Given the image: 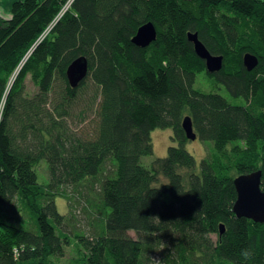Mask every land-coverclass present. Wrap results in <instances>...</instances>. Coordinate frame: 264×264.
I'll list each match as a JSON object with an SVG mask.
<instances>
[{"label": "trees", "instance_id": "trees-1", "mask_svg": "<svg viewBox=\"0 0 264 264\" xmlns=\"http://www.w3.org/2000/svg\"><path fill=\"white\" fill-rule=\"evenodd\" d=\"M147 22L157 38L142 47L133 36ZM189 32L224 55L222 69L208 72ZM246 52L258 57L252 70ZM80 56L88 74L72 87L67 68ZM202 70L228 96L198 90ZM88 79L100 88L96 120L78 132L70 115ZM187 115L214 149L198 169ZM157 128L178 144L148 168L140 159ZM43 160L48 186L35 169ZM256 169L264 186V0H18L0 22V264L64 257L70 221L56 197L100 175V224L78 236L77 264H264V222L233 210L234 178Z\"/></svg>", "mask_w": 264, "mask_h": 264}, {"label": "rangeland", "instance_id": "rangeland-1", "mask_svg": "<svg viewBox=\"0 0 264 264\" xmlns=\"http://www.w3.org/2000/svg\"><path fill=\"white\" fill-rule=\"evenodd\" d=\"M6 2V0H5ZM1 4V3H0ZM0 17H7L2 6L0 5ZM2 18H0V22ZM88 84L81 88L78 93V101L73 104L70 125L71 128L78 131H88L92 129V123L96 120L95 113V100L97 95H100V88L92 81L88 79ZM195 87L203 92H220L228 96V92L223 85L218 84L207 74V71L202 70L197 75ZM39 87L33 82L31 74H28L25 79V95L33 96ZM233 103L245 104L244 100H235L228 97ZM94 99V100H91ZM100 101L97 99V102ZM94 104V106H93ZM173 129L172 128H157L152 131V139L154 144V152L152 155H144L141 157L140 162L146 167H151L154 160L159 157H164L168 153V148L171 145H177L178 142L173 140ZM210 141H202L197 138L196 140L189 139L186 144L187 150L192 153L197 159V169L200 167V161L205 156L211 155L214 152L213 146ZM240 146L244 147V141H234L230 144V153L232 149ZM262 163V162H261ZM260 165V164H259ZM113 161L109 160L105 164L104 170L113 168ZM36 172L38 175L39 183L43 186H48L50 182L49 177V163L46 160L39 162L36 165ZM103 170V171H104ZM98 177H91L81 181L79 184L69 186L63 190L64 196L56 197V203L58 210L62 214H66L70 221V235L71 241L65 246V256L61 258L52 257L54 264H77L83 253H79L78 236L90 234L98 230L100 224V217L102 212V201L99 190V179ZM131 235L136 237L137 234L134 231H130ZM218 233H213L212 238L216 241ZM156 261L160 260L159 254L154 256Z\"/></svg>", "mask_w": 264, "mask_h": 264}, {"label": "water", "instance_id": "water-1", "mask_svg": "<svg viewBox=\"0 0 264 264\" xmlns=\"http://www.w3.org/2000/svg\"><path fill=\"white\" fill-rule=\"evenodd\" d=\"M157 38V29L152 22L141 25L133 41L142 47H145L155 41ZM188 38L194 43V48L199 57L205 60L208 72L214 73L222 69L224 64V55L213 54L201 41L197 32H189ZM243 64L248 70H252L258 64V57L246 52L243 54ZM88 59L80 56L74 59L67 68V76L72 87H77L88 74ZM183 128L186 135L191 140L197 138L194 131L192 118L187 115L184 117ZM263 170L256 169L248 173H242L234 178V185L237 191V198L234 202L233 210L238 217H247L255 222H264V186L262 185ZM220 230L224 232V226L221 224Z\"/></svg>", "mask_w": 264, "mask_h": 264}, {"label": "crops", "instance_id": "crops-1", "mask_svg": "<svg viewBox=\"0 0 264 264\" xmlns=\"http://www.w3.org/2000/svg\"><path fill=\"white\" fill-rule=\"evenodd\" d=\"M15 1H18V0H6V2H5V0H0V3H1L0 5L2 6V10L4 11V13L7 16V17H0V18H2V20H5L10 16V10H11L12 4Z\"/></svg>", "mask_w": 264, "mask_h": 264}, {"label": "bare ground", "instance_id": "bare-ground-1", "mask_svg": "<svg viewBox=\"0 0 264 264\" xmlns=\"http://www.w3.org/2000/svg\"><path fill=\"white\" fill-rule=\"evenodd\" d=\"M67 8H68V5H67V6H65V8L63 9V12H62V13H64V11H65Z\"/></svg>", "mask_w": 264, "mask_h": 264}]
</instances>
